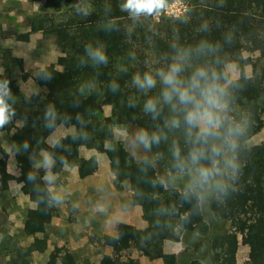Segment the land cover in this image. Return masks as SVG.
Listing matches in <instances>:
<instances>
[{
    "label": "trees",
    "instance_id": "1",
    "mask_svg": "<svg viewBox=\"0 0 264 264\" xmlns=\"http://www.w3.org/2000/svg\"><path fill=\"white\" fill-rule=\"evenodd\" d=\"M61 1L65 8L60 15L37 14L29 21L30 31L52 34L62 54L58 58L60 69L49 64L34 75V82L43 90L30 93L27 95L29 100L25 101L26 94L19 89L13 69L4 65L0 71V79H9V86L19 102L15 106L17 115L13 122L0 128V131L12 130L16 145L27 142L30 146L28 153L14 156L20 163L19 179L35 199L34 207L28 208L24 215V233L32 235L37 228L42 232L40 224L52 216L55 210L52 193L43 178V169L30 164L28 159L29 155L33 158L43 148L45 138L52 130L43 126L47 107H55L59 117L56 125H73L74 134L82 133L85 137L72 140L63 154L53 148L48 149V153L55 159L52 167L59 168L63 163L75 166L79 177H85L92 171L91 157H82L79 147L102 148L104 142L112 137L114 122L133 124L139 132L147 130L162 136L158 144L151 145L146 149L147 154L137 160H133L120 141L113 146L115 159L125 168L124 176L121 177L126 179L132 189L129 201L131 205H138L152 191L157 176L156 166L168 172H176L170 148L174 144L182 147L183 141L178 131L164 127L167 108L155 119L142 112L144 96L131 85L132 76L151 67H162L161 57L170 53V46L174 43L189 46L207 39L221 45L219 55L223 70L226 72V64L233 61L240 76L244 75V65L247 63L242 52H257L249 62V81L237 80L241 87L237 92L235 106L248 118L244 148L240 155L242 167L227 196H213L208 200V208L214 216L229 220L234 232L214 234L210 240L209 253L216 264H230L233 258L230 239L239 232L241 242L249 251L244 264H264V0H183L186 12L182 16L175 20H154L152 16L143 18V23L136 26L131 35L125 32V29L131 27V22L126 13L120 12V0ZM168 1L165 0V3ZM77 7L90 11V14L78 15L75 12ZM105 7L111 8L108 19L115 22L119 31L105 33L98 30L104 21ZM202 25H206V31L201 30ZM226 35L229 37L227 42ZM97 42L106 46L108 63L96 68L87 64L80 65L79 58L83 55L85 45ZM129 52L135 53L134 61L128 59ZM14 60L16 69L21 71L22 58L15 57ZM120 67H125L127 71H118ZM41 72L50 74L51 79H40ZM69 76L72 82L63 87L62 80ZM113 80L119 84L116 93L107 88ZM157 91L154 89L149 95ZM81 98L99 108L109 105L110 111L107 115H96L88 107L79 105ZM129 98L136 99L135 108L128 106ZM77 116L80 117L79 123ZM262 129L263 138L258 143L248 145V139ZM0 155H5L1 146ZM27 172L36 176L35 181L30 183L25 180ZM6 174L5 163L0 159V176ZM181 191L174 187L163 189L159 197L149 204L148 210L142 213L141 219L145 221L143 227L129 223L118 225L115 235H101L102 244L118 250L133 245L149 260L156 258L162 264H177V253L163 251V240L168 231L174 228L188 236L185 240L191 244V240L206 229L200 205L194 199L183 200ZM44 244V238L34 237L28 246L22 247L17 257L22 258L31 251H40ZM13 264L18 262L13 259ZM181 264L201 262L189 258Z\"/></svg>",
    "mask_w": 264,
    "mask_h": 264
},
{
    "label": "rangeland",
    "instance_id": "2",
    "mask_svg": "<svg viewBox=\"0 0 264 264\" xmlns=\"http://www.w3.org/2000/svg\"><path fill=\"white\" fill-rule=\"evenodd\" d=\"M171 1L173 0L168 2ZM64 8L61 0H0V71L4 65L10 66L19 89L26 95L43 90L34 82V75L40 68L49 64L60 69L58 58L62 56L54 43L53 35L30 31L29 21L37 14L60 15ZM185 12L186 4L185 10L178 17H172L163 11L152 17L154 20H175ZM256 54L253 50L242 52L247 62L243 76L237 72L235 62L227 63L226 72L230 78L249 81V62ZM15 57L22 58L21 71L16 69ZM71 82L72 78L69 76L62 80L61 84L67 87ZM78 103L99 116L107 115L110 111L109 105L99 108L84 98ZM16 105H19L18 98ZM112 130V137L104 142L102 148L81 146L79 149L80 155L91 153L93 172L90 175L79 177L76 167L65 163L59 168L51 167L47 170L40 167L43 169L45 182L48 176L52 177V182L46 184L52 196L60 197V202H52L55 207L53 215L40 224L42 232L37 228L32 235L25 234L22 225L25 212L34 207L35 199L19 179L21 168L12 149V145L16 144L13 131H0V146L5 151V155H0V159L4 161L7 173L4 177L0 176V264H13V259L18 264H162L161 260L156 258L139 263L138 257L141 253L138 247L133 245L118 250L113 247L106 249V245L102 244L101 235L104 234L107 223L115 228L109 231L112 234L116 232V226L121 224L129 223L135 227H143L145 221L141 219L142 213L148 210L149 204L159 197L163 189H183L180 179H171L177 177L176 172H168L155 164L157 176L151 193L142 203L131 205L129 197L132 189L126 179L121 177L124 176L125 168L115 159L113 146L120 141L133 160L140 159L147 151L137 141L140 132L135 125L114 122ZM74 132L73 125H56L46 136L43 148L33 158L40 160L41 153H48V149L52 148L50 145L53 137L62 138L61 146L53 149L63 154L71 143ZM262 138L263 129L250 137L247 144L258 143ZM208 206V201L199 206L206 229L202 234H197L191 244L185 240L188 236L174 228L168 231L163 240V251L175 250L178 255L177 264L189 258H196L201 264H216L209 253L211 238L214 234L234 232L229 220L215 217ZM34 237L45 239L43 249L31 251L22 258L17 257L19 251L23 250L22 247L28 246ZM240 238V233L236 232L235 237L230 239L233 251L230 264H244L248 258V247Z\"/></svg>",
    "mask_w": 264,
    "mask_h": 264
},
{
    "label": "clouds",
    "instance_id": "3",
    "mask_svg": "<svg viewBox=\"0 0 264 264\" xmlns=\"http://www.w3.org/2000/svg\"><path fill=\"white\" fill-rule=\"evenodd\" d=\"M118 7L131 22V27L125 29L126 34L131 35L133 29L143 23V18L161 12L166 3L165 0H120ZM75 12L80 16L90 14V11L80 7ZM104 14V21L98 30L105 33L119 31L115 22L108 19L110 7H105ZM201 30L206 31V25H202ZM228 39L226 35L225 42ZM170 47V53L161 57L162 67H151L133 75L131 85L144 96L141 105L143 113L155 119L167 108L164 127L178 131L183 141L182 147L174 144L170 148L173 168L177 173V177L171 179L183 182L180 193L183 200L194 199L198 205H202L213 196H227L232 183L237 180L242 167L240 155L244 148L248 118L235 106L241 86L223 70L219 43L201 39L194 45L174 43ZM128 59L134 61L135 53L129 52ZM107 63L106 46L101 42L85 45L79 58L80 65L87 64L93 68ZM118 71L126 72L127 69L120 67ZM39 78L48 80L51 76L41 72ZM9 84V79H0V128L12 123L17 115V97ZM107 88L116 93L119 84L113 80ZM154 89L158 91L149 95ZM24 99L28 101L29 97L25 95ZM127 103L130 108L137 106L135 98H129ZM58 118L55 107L49 105L44 113L43 126L55 129ZM77 122H80L79 116ZM82 138H85L82 133L71 136L73 141ZM161 138L156 132L141 130L137 141L148 149L158 144ZM61 139L53 137L50 147H60ZM29 148L27 142L12 145L14 154L28 153ZM28 159L30 164L46 170L55 163L51 153H41L40 160L33 159L31 155ZM35 179L32 172L25 173L26 181L31 183ZM46 182L51 183L52 177L48 176ZM52 200L59 203L60 197L53 196Z\"/></svg>",
    "mask_w": 264,
    "mask_h": 264
},
{
    "label": "built area",
    "instance_id": "4",
    "mask_svg": "<svg viewBox=\"0 0 264 264\" xmlns=\"http://www.w3.org/2000/svg\"><path fill=\"white\" fill-rule=\"evenodd\" d=\"M184 10L185 4L182 0H173L166 3L165 9H163L162 11L172 17H178Z\"/></svg>",
    "mask_w": 264,
    "mask_h": 264
},
{
    "label": "crops",
    "instance_id": "5",
    "mask_svg": "<svg viewBox=\"0 0 264 264\" xmlns=\"http://www.w3.org/2000/svg\"><path fill=\"white\" fill-rule=\"evenodd\" d=\"M82 147H79V149H81ZM81 151V150H80ZM79 154H80V152H79ZM91 155V153L89 152V154L88 155H81L82 157H85V158H89V157H91L90 156ZM92 171L91 172H93V168L91 169ZM90 175V174H89ZM106 227H105V229L103 230V232H104V234H110V235H115L116 233H117V226H116V232L114 233V234H112V233H110L111 231H113L115 228H112L111 226H110V224H106L105 225ZM110 231V232H109ZM107 247H109V246H106V249H107ZM110 249H111V247H110ZM107 251V250H106ZM165 252H174V253H176L175 252V250H166ZM146 257L144 256V255H140L139 257H138V261H139V263H145L146 262ZM149 264H153V262H150Z\"/></svg>",
    "mask_w": 264,
    "mask_h": 264
}]
</instances>
